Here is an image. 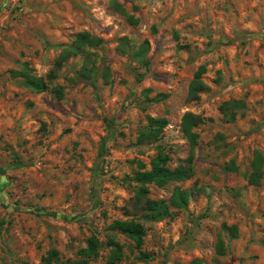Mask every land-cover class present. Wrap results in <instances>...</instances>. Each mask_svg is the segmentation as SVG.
I'll return each mask as SVG.
<instances>
[{"label":"rangeland","instance_id":"374dc122","mask_svg":"<svg viewBox=\"0 0 264 264\" xmlns=\"http://www.w3.org/2000/svg\"><path fill=\"white\" fill-rule=\"evenodd\" d=\"M146 41L148 65L135 53ZM160 151L194 174L149 196L180 186L190 201L146 222L134 176ZM133 217L141 247L112 228ZM92 236L88 264H264V0H0V264L78 261Z\"/></svg>","mask_w":264,"mask_h":264},{"label":"trees","instance_id":"16d2710c","mask_svg":"<svg viewBox=\"0 0 264 264\" xmlns=\"http://www.w3.org/2000/svg\"><path fill=\"white\" fill-rule=\"evenodd\" d=\"M229 43V42H228ZM149 44L146 41L138 50H136V57L139 60H145V64L148 65L150 62L146 59V53L148 51ZM205 71V67L202 66L199 71L196 73V79L193 80L191 84L190 96L191 98L198 97L200 90L205 87L203 81L201 80V75ZM17 75H23L25 77V85L29 86L35 91L41 92L48 89V82L41 77H36L30 74L14 72ZM60 94L61 91L58 90ZM244 102L242 100H234L227 102L224 105V110L227 116L233 120L236 117V110L244 108ZM199 117L188 113L184 116V129L191 138L192 128L198 124ZM156 130L163 127L166 123L165 120L160 119H151ZM192 144H195L192 141ZM170 157L167 153L160 151L159 154L152 158L151 168L147 169L146 164L143 161H139V170L135 172V181L138 184L136 189V194L134 198L135 212L133 216H138L139 219H142L146 222H157L165 218L173 217L174 211L171 209L172 206L177 208H186L190 201V191L184 190L180 186H177L174 189V192L171 196L170 201L166 199H153L149 196V185L156 184L160 187L167 185L172 181H184L190 179L194 170L191 165V162H188V165H179L175 169H172L168 166ZM263 156L260 151L256 152V158L253 163V171L250 174L249 178L253 180L256 184H259L263 176ZM112 228L118 230L119 232L132 238L138 247H141L144 243V236L146 233L144 224L136 220V218L131 219H117L112 224ZM102 246L101 241L96 236H92L88 241V246L81 249L80 253L83 258L78 261L69 260L64 264H88L89 259L97 257L99 255L100 247ZM114 257L113 260L119 259L122 255V250L115 243L114 247ZM56 255V251H53ZM141 257L149 258L150 254L141 251ZM46 264H50L49 261Z\"/></svg>","mask_w":264,"mask_h":264}]
</instances>
